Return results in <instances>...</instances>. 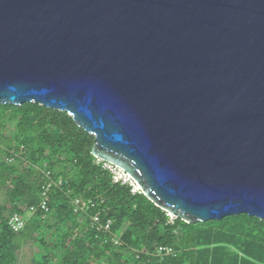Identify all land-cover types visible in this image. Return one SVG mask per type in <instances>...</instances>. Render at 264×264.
<instances>
[{"label": "water", "instance_id": "95a60500", "mask_svg": "<svg viewBox=\"0 0 264 264\" xmlns=\"http://www.w3.org/2000/svg\"><path fill=\"white\" fill-rule=\"evenodd\" d=\"M28 103L174 219L264 221V0H0V106Z\"/></svg>", "mask_w": 264, "mask_h": 264}, {"label": "trees", "instance_id": "16d2710c", "mask_svg": "<svg viewBox=\"0 0 264 264\" xmlns=\"http://www.w3.org/2000/svg\"><path fill=\"white\" fill-rule=\"evenodd\" d=\"M93 145L94 137L64 112L33 103L0 106V264H18L28 243L39 248L32 264H264V221L246 215L170 221L129 185L114 183L91 155ZM49 181L56 186L44 214L40 197ZM75 200L93 207L76 214ZM13 214H29L18 234L7 224ZM96 214L101 224L111 221L109 232L90 228ZM160 247L174 254L160 257Z\"/></svg>", "mask_w": 264, "mask_h": 264}, {"label": "built area", "instance_id": "2783aa9c", "mask_svg": "<svg viewBox=\"0 0 264 264\" xmlns=\"http://www.w3.org/2000/svg\"><path fill=\"white\" fill-rule=\"evenodd\" d=\"M97 161L101 162L99 160H97ZM104 168L107 169L112 174V179H113L114 183L127 184L132 188V193H140L141 194L139 188L135 185V183L131 180V178L128 175H126L124 172H122L120 169H118V168H116L110 164H107V163L104 164ZM120 173L122 176L119 180L117 178L118 177L117 174L119 175ZM44 177L49 179L50 173L44 172ZM52 186H56V184L53 183L52 181H49V183L46 186H44L42 193H41L39 208L44 214H47L49 212V207L47 204L48 192ZM92 207H93V204L90 201L81 202L80 200H75L73 203L74 213H76V214L79 213V214L87 215L88 210ZM30 212H33V209H30ZM90 220H91L90 228L92 230L109 232L111 225H112L110 220H106L105 223L101 224L100 214H96L95 216L91 217ZM7 224H8L9 229L11 230V232H13L14 234H18L24 229L25 220L21 215L13 214L8 218ZM113 242L115 244H119V241H117L116 238L113 239ZM173 254H174L173 250H171L169 248L160 247L157 249V255L160 257L164 256V255L170 256Z\"/></svg>", "mask_w": 264, "mask_h": 264}, {"label": "rangeland", "instance_id": "374dc122", "mask_svg": "<svg viewBox=\"0 0 264 264\" xmlns=\"http://www.w3.org/2000/svg\"><path fill=\"white\" fill-rule=\"evenodd\" d=\"M119 175L117 174L118 176L117 178L120 180L122 175L121 173ZM3 201H4V193L3 191H0V205L3 203ZM28 217H29V214L24 215L25 220H27ZM169 218H170V221L174 219L171 215H169ZM38 252H39V248L37 245L32 244V243H28L24 245L18 254V264H32L34 255Z\"/></svg>", "mask_w": 264, "mask_h": 264}]
</instances>
